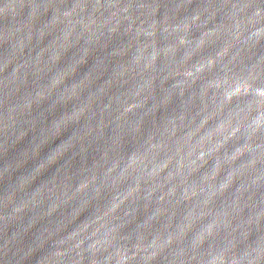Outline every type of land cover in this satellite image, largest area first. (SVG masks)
I'll use <instances>...</instances> for the list:
<instances>
[{"label":"water","instance_id":"95a60500","mask_svg":"<svg viewBox=\"0 0 264 264\" xmlns=\"http://www.w3.org/2000/svg\"><path fill=\"white\" fill-rule=\"evenodd\" d=\"M66 0H0V264H16L38 173Z\"/></svg>","mask_w":264,"mask_h":264}]
</instances>
